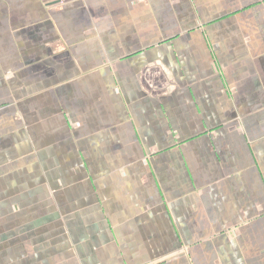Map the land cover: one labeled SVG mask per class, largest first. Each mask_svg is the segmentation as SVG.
<instances>
[{
    "label": "crops",
    "instance_id": "0c3cea01",
    "mask_svg": "<svg viewBox=\"0 0 264 264\" xmlns=\"http://www.w3.org/2000/svg\"><path fill=\"white\" fill-rule=\"evenodd\" d=\"M0 264H264V0H0Z\"/></svg>",
    "mask_w": 264,
    "mask_h": 264
}]
</instances>
